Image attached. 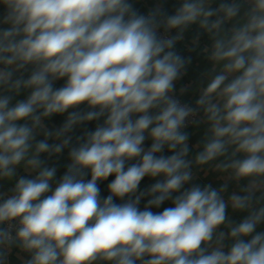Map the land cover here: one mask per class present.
Here are the masks:
<instances>
[{
    "label": "clouds",
    "instance_id": "clouds-1",
    "mask_svg": "<svg viewBox=\"0 0 264 264\" xmlns=\"http://www.w3.org/2000/svg\"><path fill=\"white\" fill-rule=\"evenodd\" d=\"M214 4L143 15L131 0H0V182L15 181L0 191V264H264V0ZM193 25L211 64L194 107L175 98L191 57L174 50ZM201 124L190 144L185 129ZM65 149L53 189L57 169L41 157ZM113 175L102 199L98 181ZM146 176L162 179L137 194Z\"/></svg>",
    "mask_w": 264,
    "mask_h": 264
},
{
    "label": "crops",
    "instance_id": "crops-1",
    "mask_svg": "<svg viewBox=\"0 0 264 264\" xmlns=\"http://www.w3.org/2000/svg\"><path fill=\"white\" fill-rule=\"evenodd\" d=\"M134 9L139 13L141 10L150 7L152 10L156 9V7L159 5L163 12H165L168 15H172L175 13L176 8L179 6L180 0H131ZM219 3V0H216V4L213 5V7L217 6ZM5 9L2 5H0V18L4 15ZM228 25H226L227 27ZM7 25L0 24V28H7ZM190 32L192 33H198L202 34L199 36L198 42L194 43V41L197 40V37H194L193 35H190ZM173 35L175 33H172ZM207 34L201 32L199 30L197 25L191 26L189 30L185 32L184 39L181 41H178L180 44L181 52L180 54L184 57H191V63L187 65L186 73L183 75L180 79L175 81V94L185 98L189 99L193 102H195L199 98V91H198V85L201 79V74L208 69H210L211 64L207 60L206 56L203 53V48L206 45L210 44V40L206 41ZM208 37V36H207ZM176 50V48L174 49ZM30 74L29 71L24 73L25 78ZM19 75V74H17ZM65 83L64 80H59L54 82V87L59 88L62 87ZM181 89H185L184 92H181ZM28 93L22 91L19 96H16L13 100V103H15L16 100H22L26 99ZM84 108L85 106H81ZM67 117V113L62 115H56L51 118H48L45 120L46 126L51 129L55 130L58 129L63 125ZM103 118H101L100 121H92L88 122L84 125L77 126L73 132L70 133L72 136V144H77V138L84 137L86 135V132L91 130L94 131L97 124L102 123ZM206 129V126L201 124L199 126H191L186 132L189 134V143L194 144L196 143L203 135L204 131ZM44 139V136L41 134L37 137V140ZM49 144L58 143V141L54 139L48 140ZM151 139H146L144 142V147L147 150L148 147L151 146ZM165 156L171 155L170 152H168L167 148L164 149V152L162 153ZM42 159L46 161V164L48 166H54L57 169L56 177L52 182L53 189L56 186L57 181L64 175V173L67 171V167H64V165H68L71 161L68 157V149H65L59 156H53L51 158L48 157L46 154H42ZM18 175H27L23 172V170H19ZM87 176V175H86ZM85 176V180L87 177ZM198 179L195 181L197 183L201 182H207L213 184L214 187H219L220 181L217 179L216 174H211L207 178L204 177L203 172L197 173ZM162 179L161 177L157 178H151V177H145V182L147 184L146 189H148L152 184H154L157 180ZM15 181L12 182H0V191H6L9 188H11L14 185ZM99 182V181H98ZM232 185H229V193L232 190ZM149 198V197H148ZM231 213V210H229ZM232 218L234 220L242 219L246 213H231ZM258 231H264V226H262ZM15 256V253H13V257ZM13 264H19L18 260L13 259Z\"/></svg>",
    "mask_w": 264,
    "mask_h": 264
},
{
    "label": "trees",
    "instance_id": "trees-1",
    "mask_svg": "<svg viewBox=\"0 0 264 264\" xmlns=\"http://www.w3.org/2000/svg\"><path fill=\"white\" fill-rule=\"evenodd\" d=\"M190 35H193L194 37H197V36H200V35H202V34H198L197 32L196 33H191L190 32ZM206 37V41L207 40H209V38L207 37V36H205ZM175 48H176V52L177 53H179L180 54V52H181V48H180V44L177 42V44L175 45ZM181 55V54H180ZM195 103V102H194ZM190 128V127H189ZM188 128V129H189ZM187 129V130H188ZM91 130H89V131H87V132H90ZM86 132V133H87ZM47 155V154H46ZM133 163H136V161L135 160H132V161H129V162H127L126 163V165H125V167L127 168V167H129V166H131V164H133ZM64 167H67V165H64ZM87 179H90L91 178V176H90V173H88L87 174ZM86 179V180H87ZM115 179V177H114V175L113 176H109L108 178H107V180H104V181H99L98 182V185H99V188H100V196H101V198L103 199V198H106L108 195H110V192L108 191V184L112 181V180H114ZM146 180H145V178L141 181V183H140V185H139V189H138V194H139V192H141V191H146L147 189H146V186H147V184H146V182H145ZM187 187V186H186ZM149 198L147 197V196H145V197H143L142 199H141V201H140V203H139V205H138V207H139V209L140 210H143L144 208H145V205L147 204V200H148ZM127 200V197L125 198V200H120V199H118V198H114V202L115 203H117V204H121V203H124L125 201ZM173 205H172V203H171V201H166L164 204H162L159 208H155V207H153V208H151V211H153V212H156V213H158V212H162L165 208H168V207H172Z\"/></svg>",
    "mask_w": 264,
    "mask_h": 264
},
{
    "label": "built area",
    "instance_id": "built-area-1",
    "mask_svg": "<svg viewBox=\"0 0 264 264\" xmlns=\"http://www.w3.org/2000/svg\"><path fill=\"white\" fill-rule=\"evenodd\" d=\"M151 11H153L150 7H147V8H145V9H143V10H141L140 12H139V14H143V15H147L149 12H151ZM161 31V34L163 35L164 33H163V29H161L160 30ZM175 98H177V99H179L180 101H181V103H186V104H189L190 106H195V103L193 102V101H191V100H189V99H185V98H183V97H181V96H179V95H177V94H175ZM192 125H189L186 129H185V131H187V129L189 128V127H191ZM137 194H138V192H137Z\"/></svg>",
    "mask_w": 264,
    "mask_h": 264
}]
</instances>
